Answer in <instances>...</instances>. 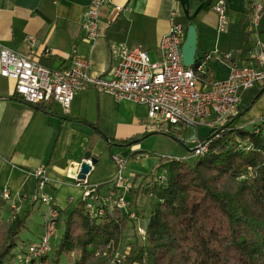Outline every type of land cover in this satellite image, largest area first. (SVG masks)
<instances>
[{
	"label": "crops",
	"instance_id": "obj_1",
	"mask_svg": "<svg viewBox=\"0 0 264 264\" xmlns=\"http://www.w3.org/2000/svg\"><path fill=\"white\" fill-rule=\"evenodd\" d=\"M90 1L0 0V44L54 68L67 65L74 54L81 55L89 59L91 75L106 76L114 64L112 46L117 43L140 47L152 60L158 59L160 37L168 29L170 12L175 10L177 21L195 26L197 55L211 54L210 77L223 78L232 66H237L244 31H250L251 47L257 39L264 42V0H224L229 24L222 32L216 28L217 17L212 9L215 0H107L99 14L100 34L93 39L86 36L81 26ZM116 6L121 9L116 10ZM256 9L262 17L259 25L252 28L251 17ZM30 37L34 40L30 41ZM45 48L50 49L49 56L42 55ZM250 52L241 65L249 63ZM14 85L13 79L0 74V192L7 186L12 198L4 200L2 215L6 209L10 216L12 200L19 205V212L28 206L30 214L36 205L47 209V203L31 204L22 197L35 187L29 172L43 166L50 177L45 190L53 196L62 216L80 200V188L74 185L71 172L73 164L84 159L86 152L97 160L89 180L104 183L114 173L106 175L100 168L105 164L101 151L109 138L134 134L139 138L157 132L146 125L145 104L116 100L90 85L75 92L68 112L53 101L31 106L12 99ZM253 88V95L262 91L239 121L250 128L264 111V83ZM243 107L239 102V108ZM139 141L130 145L132 152L141 151ZM127 150L119 155L126 156ZM112 166L115 169L114 162ZM105 190L102 185L101 191ZM125 244L128 242L124 238L121 245ZM42 263L49 264L47 258Z\"/></svg>",
	"mask_w": 264,
	"mask_h": 264
},
{
	"label": "trees",
	"instance_id": "obj_2",
	"mask_svg": "<svg viewBox=\"0 0 264 264\" xmlns=\"http://www.w3.org/2000/svg\"><path fill=\"white\" fill-rule=\"evenodd\" d=\"M189 24H183L185 33ZM249 34L246 30L242 35L237 66L252 49ZM260 91L224 128L207 132L210 143L205 154L191 164L167 161L163 181L151 179L132 188L154 197L144 241L132 231L133 224L123 210L114 206L93 218L79 200L62 214L58 246L40 264L46 258L49 264H60L62 254L69 264H108L129 230L136 239L127 241L129 251L122 264H264V132L254 131L257 124L251 128L239 124ZM10 98L25 102L15 92ZM182 130L169 126L157 132L182 143ZM144 136L109 138L105 145L130 146ZM4 204L0 198V264H6V259L13 264L12 251L20 246L19 233L30 209L27 206L10 218L2 215Z\"/></svg>",
	"mask_w": 264,
	"mask_h": 264
},
{
	"label": "built area",
	"instance_id": "obj_3",
	"mask_svg": "<svg viewBox=\"0 0 264 264\" xmlns=\"http://www.w3.org/2000/svg\"><path fill=\"white\" fill-rule=\"evenodd\" d=\"M107 0H91L82 16L81 26L88 38L100 34L99 14ZM116 10L121 6H116ZM212 9L216 14V28L225 31L229 18L224 0H215ZM176 12L169 14L167 31L160 37L158 50L160 57L152 60L140 47L128 48L122 43L112 46L114 64L108 74L91 75L88 58L74 54L67 65L57 68L48 67L30 55L11 50L0 44V74L14 80V92L25 102H57L62 111L68 112L73 95L89 85L97 91L107 92L116 100H127L145 104L147 107L146 125L152 130L166 129L173 126L179 131L187 126L205 125L208 131L221 130L229 118L240 111L239 90L253 88L264 83V42L257 39L250 52V61L244 65L232 66L223 78H210L208 62L209 52L204 53L193 65H184L181 59V46L185 38L183 24L175 18ZM262 14L259 9L252 13L251 26L259 25ZM30 41L34 38L30 37ZM50 49L42 51L49 56ZM254 128L255 132H264V111ZM210 140L200 139L192 149V156H201L209 148ZM115 175L106 185L89 180L94 169L90 157L73 164L71 177L74 185L80 188V201L89 217L100 218L106 210L117 207L123 210L133 224V230L144 241L146 228L139 220L140 216L125 200V194L134 188L132 182L123 176L126 158L112 154ZM187 161L182 158H161L155 164L161 170L153 180L159 182L165 178L163 164L171 160ZM89 165L88 171L79 177L81 163ZM35 180L34 190L22 195L29 203H47L43 229L39 238L27 243L19 250L14 264H40L41 258L50 251V240L56 233L59 209L52 195L45 190L50 177L45 167L38 166L29 172ZM134 180V178L132 179ZM102 185L106 186L101 191ZM3 200H11L7 186L1 189ZM10 218L19 210V205L12 200ZM121 245V243L119 244ZM129 251V245L118 246L109 260V264H122ZM98 254V252H97Z\"/></svg>",
	"mask_w": 264,
	"mask_h": 264
},
{
	"label": "rangeland",
	"instance_id": "obj_4",
	"mask_svg": "<svg viewBox=\"0 0 264 264\" xmlns=\"http://www.w3.org/2000/svg\"><path fill=\"white\" fill-rule=\"evenodd\" d=\"M254 88L249 89H241L239 90V95L241 97L240 103L242 106H245L250 97L253 96ZM207 127L205 125H199L198 127L187 126L183 131L180 132V136L183 139L182 143L177 142L175 139L171 138L162 133H151L145 135L141 138L139 143L141 146V151L131 153L132 150L129 149L128 146H115L113 145L110 149L105 146L102 149V155L105 158L104 166H100L102 172L106 175L112 174L113 177L115 175L114 166H112L113 160L111 157V153L120 154L122 150H127L128 154L123 156L126 158L125 168L123 171V176L130 182L133 183L134 188H138L142 186L148 180L156 178L158 174H161V170L157 169L155 164L160 160V157L163 158H182L186 157L187 161L191 164L193 163L197 157L192 156V149L195 147L196 143L206 137ZM120 152V153H119ZM94 172H91V177ZM112 177V178H113ZM111 179L106 180L103 184H107ZM134 178V180H132ZM105 189V187H104ZM125 200L131 205V207L139 212L140 216V224L146 228L147 218L149 216V212L151 206L154 202V197L152 195H146L141 192H135L133 190L127 192L125 194ZM44 205V204H43ZM45 206V205H44ZM44 206L37 207V205L33 208V212L27 216V220H25V226L19 233L20 246H25V244L35 241L36 233L40 231V225L43 224V220L45 217L46 207ZM6 209L4 210L3 215L7 217ZM11 213H9L10 215ZM133 231V228H132ZM128 231L123 233L122 239L135 240V236L132 234L131 230H129V234H126ZM63 233V218L62 216L58 219L56 223V233L50 240V251L48 252V258H51L54 250L58 246V241ZM120 240L119 244L122 242ZM139 239V238H138ZM140 240V239H139ZM125 241V240H124ZM19 246V247H20ZM19 247H15L12 251V260L13 264L16 256L19 253ZM121 247V245H119ZM51 262V259H49ZM5 263H9L8 259L5 260ZM60 264H69L67 258L64 254L60 256Z\"/></svg>",
	"mask_w": 264,
	"mask_h": 264
},
{
	"label": "water",
	"instance_id": "obj_5",
	"mask_svg": "<svg viewBox=\"0 0 264 264\" xmlns=\"http://www.w3.org/2000/svg\"><path fill=\"white\" fill-rule=\"evenodd\" d=\"M197 57V45H196V30L193 24H189L186 28L185 38L181 46V59L184 65H193ZM86 157H90V152L85 153ZM85 157V158H86ZM94 164L97 160L94 157H90ZM89 165L85 162L81 163V170L79 177H83V173L88 171Z\"/></svg>",
	"mask_w": 264,
	"mask_h": 264
}]
</instances>
